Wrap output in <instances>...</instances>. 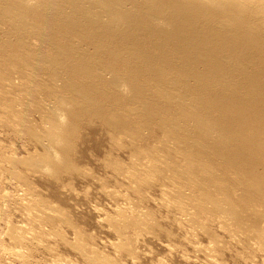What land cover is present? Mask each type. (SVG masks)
Wrapping results in <instances>:
<instances>
[{
  "label": "bare ground",
  "instance_id": "bare-ground-1",
  "mask_svg": "<svg viewBox=\"0 0 264 264\" xmlns=\"http://www.w3.org/2000/svg\"><path fill=\"white\" fill-rule=\"evenodd\" d=\"M2 1L0 123L30 143L0 141L2 172L24 190L5 203L27 223L0 209V261L26 263L29 242L51 236L83 264H145L142 245L175 234L165 218L213 264L227 250L264 264V0ZM100 132L111 147L90 151ZM73 179L112 201L95 221L113 254L72 217Z\"/></svg>",
  "mask_w": 264,
  "mask_h": 264
},
{
  "label": "rangeland",
  "instance_id": "rangeland-1",
  "mask_svg": "<svg viewBox=\"0 0 264 264\" xmlns=\"http://www.w3.org/2000/svg\"><path fill=\"white\" fill-rule=\"evenodd\" d=\"M2 0H0V2H1ZM254 1H256L257 3H254L253 4V2ZM253 2H252V7L250 6V8L252 9L253 8V6L255 5L256 6V4H259V2H258V0H254ZM3 2V1H2ZM253 15V14H252ZM254 17H256L255 15H253ZM260 16H258V18H259ZM3 22V20L1 19V16H0V26L3 28V26H2V22ZM2 28H0L1 30H0V32L2 33V31H3V29H5V25H4V28L2 29ZM49 51V50H48ZM28 57H30L29 55H28ZM0 99H1V96H0ZM123 107V106H122ZM1 109V108H0ZM127 109V108H126ZM123 110V109H122ZM128 110V109H127ZM91 132V131H90ZM10 135V136H9ZM97 137H99V142L100 143H104V145H102V146H98V147H96V145H94V141H96L94 138H93V140L90 142L91 144H93L94 146L92 147L91 146V144L90 143H88V147L90 148V151L93 149V150H95L96 152H98L99 151V153H101L102 151H106V150H108L109 149V145L111 144H109V141L108 140H106V136L105 135H103L102 134V132H100L98 135H97ZM0 141L1 142H3L2 144H6L7 146H13V149H15L16 150V152H22V153H24V151H23V149H22V146H24L25 144H27L28 145V143H30V142H27V140L25 139V138H23V137H19V136H16L14 133H13V130L12 129H10L9 127H7L6 125H4V124H1L0 123ZM12 143V144H11ZM114 143V142H113ZM5 145V146H6ZM15 145V146H14ZM90 145V146H89ZM112 145V144H111ZM111 145H110V147H111ZM107 147V148H106ZM117 147V146H116ZM97 150H96V149ZM101 148V149H100ZM105 149V150H103V149ZM18 149V150H17ZM3 164H4V162H3V157L0 155V169H1V171H0V209L1 208H3L4 206H5V210L7 209V211L9 212H11L10 213V217H11V215H12V217L11 218H13V220L12 221H14L15 223H18V224H22L23 222H25V224H27L26 223V221H24L25 219H22V218H24V217H22V215H21V210L20 209H18V207L17 208H15L14 206L15 205H13V208H12V205L10 204V207H9V205H8V203L6 204L5 203V201L6 202H8L9 200H11L13 197H15L16 196V198H18L19 196H17V193L19 194V195H24V190L23 189H21V187L19 186V185H17V183H16V181L14 180V178H12V177H10L8 174H4L2 171H4L5 169H4V166H3ZM87 167V166H86ZM88 168V167H87ZM89 168H91V169H94L93 168V166L92 165H89ZM9 177V178H8ZM34 177V178H33ZM32 178L34 179L33 181H35V185H36V188H37V190L44 196V197H46L47 199H50V200H52V201H54V202H57V201H55V199L54 198H52L51 197V195L50 194H48V193H50V191H49V189L47 188V186H45L44 184H42V182L39 180L40 178H37V176L35 177V176H33ZM90 178V177H89ZM10 179V180H9ZM14 181H13V180ZM75 180V181H74ZM86 180V181H85ZM11 181H13V182H11ZM74 181V182H73ZM79 181V182H78ZM84 182V183H82V182ZM78 180V179H73L72 181H70V182H73L70 186L69 185H67V186H69V187H66L67 189V191H68V189H73V188H76L77 187V189H76V191H78V192H76L77 193V199L79 198V201H81L80 199H83L84 200V198H87L88 196L91 198V199H93L94 201H92V202H94L93 204H96V211H95V214L94 213H92V211L94 212V210H93V208H92V211H89L91 208L89 207L88 209H87V207L89 206L88 204H86L85 203V201H84V203L86 204V205H83L84 203L81 201V203H79L80 205H75L74 204V202H72V205H73V207H74V211L73 212H75V213H73L72 214V217H75V218H77V220L76 221H79V222H82L83 224H84V226H85V228L87 229V231L89 232V233H92V237L93 236H95L94 238H93V242H95V243H97L98 244V248H100V250L101 251H103V249H101V248H104V250H106V251H110L112 254H113V248L111 249L110 248V246L108 245L109 244V240L110 241H117V239H116V237H115V234L114 233H111V231H109V229H107L106 227H103V226H101V225H97V222L95 221V218H96V220L98 219H102L104 216L102 215V214H104V212H107V210H111V205H112V201L109 199V198H107V195L106 196H104L105 194L104 193H102V192H104V191H101L102 190V187L100 188V186H101V183H99V182H97L96 183V185H98V184H100V186H96L95 185V182L94 183H92L93 181L91 180V181H88L87 179H84V180ZM86 182H88V187H86V185H84V184H87ZM92 183V186H94V187H91V184H89V183ZM81 185V186H80ZM90 185V186H89ZM84 186V187H83ZM9 190H8V189ZM43 188V189H42ZM96 188H98V189H96ZM41 189V190H40ZM64 190H65V188H64ZM89 190V191H88ZM92 190V191H91ZM43 191V192H42ZM79 191H80V194H82L83 195V197H82V195L80 196V194H79ZM47 192V193H46ZM81 192H83V193H81ZM85 192H88V196H86V194H85ZM2 193V194H1ZM5 193H7V194H5ZM16 193V194H15ZM44 193V194H43ZM91 193V194H90ZM96 195H95V194ZM84 194H85V196H84ZM1 195H5V197L3 198V199H1ZM7 195H9V196H7ZM98 195V196H97ZM94 196V197H93ZM134 197V196H133ZM10 198V199H9ZM72 201V200H71ZM101 202V203H100ZM5 203V205H3ZM105 203V204H104ZM99 204H101V205H99ZM99 205V206H98ZM103 205H104V207H103ZM85 206H87V207H85ZM95 206V205H94ZM94 206H91V207H94ZM98 206V207H97ZM7 207V208H6ZM85 207V208H84ZM71 208V207H70ZM70 208H68V210H69V213H72L71 211H70ZM100 208V209H99ZM77 210V213H76V210ZM104 209V210H103ZM17 210V211H16ZM86 210H88V211H86ZM20 212V213H19ZM79 212V213H78ZM84 212V213H83ZM100 212V213H99ZM86 213H89L88 215L86 214ZM80 214V215H79ZM87 215L86 217H88V218H90L89 220H87L86 218H85V220H84V217L82 218L81 216L82 215ZM95 215V216H93L92 217V215ZM98 214H99V217H98ZM71 215V214H70ZM75 215V216H74ZM90 215V216H89ZM78 216V217H77ZM92 219V220H91ZM20 220V221H19ZM84 220V221H83ZM22 222V223H21ZM86 222V223H85ZM89 222V223H88ZM92 222H93V224H92ZM96 222V223H95ZM161 222L165 225V224H168V225H165L166 227H172L174 230H175V234L172 236V237H165V236H160L161 238H160V240H158V239H156V240H154L155 238H151V242H149V246L148 247H146V249H145V246L144 245H142L141 247H142V249L140 248V250L142 251V252H140L142 255H144V254H146L147 253V255L148 254H150V255H148V256H143V260H145V261H147L148 260V262L147 263H145V264H153V262H151V261H149L151 258H150V256L151 255H155L156 254V252H157V256H160V257H158V259H161V262H163V264H213L212 263V261L210 260L211 258H210V256H211V254L209 253V252H207V251H205V250H203V251H196L195 249H193V247H192V245L189 243V241L187 242V240L186 239H184V238H186V236L184 237V235H187L185 232H186V230L184 231V230H179L177 227H175V226H173V224L171 225V224H169L170 222L167 220V219H165V218H163L162 220H161ZM99 223V222H98ZM24 224V223H23ZM22 224V225H23ZM45 224V223H44ZM87 224V225H86ZM49 224H45L44 226V229H46V230H51L50 228H51V226L49 225ZM93 225V226H92ZM6 226V221L5 220H3V219H1L0 220V227L1 228H4ZM42 226V225H41ZM49 227V228H48ZM63 227H65V226H63ZM48 228V229H47ZM99 228H101V229H99ZM68 228L67 227H65L64 228V232H66L65 234L67 235V237H68V235H70L69 236V238L70 239H73L74 238V234L71 232V231H69V230H67ZM178 229V230H177ZM108 230V231H107ZM184 231V232H183ZM70 232V233H69ZM72 234H73V236H72ZM99 234V235H98ZM199 234V235H198ZM114 236V237H113ZM49 237V236H48ZM182 237V238H181ZM184 237V238H183ZM206 236H202V234H200V231H199V233H197V241L200 243V244H202V246L203 245H207L208 246V244H209V240H208V238H205ZM115 238V239H114ZM200 241H199V240ZM153 240V241H152ZM163 240V241H162ZM49 243H48V242ZM56 241V242H55ZM108 242V243H106V242ZM44 242H46V243H44ZM44 242H43V244L42 243H37V241H34V242H29V244H28V249H26L27 250V253L30 255L29 257H28V259H27V261L28 262H26V263H21V261L20 260H18V259H15L14 260V258H12V257H10V255L9 254H7V256H5V259L4 260H2V261H0V264H55V260H54V258H55V255L57 256H59L60 255V257H62V258H65L66 260H70V261H72V262H77L76 264H78V263H80L81 262V258L78 256V253L75 251V250H73L71 247H68V246H66L65 244H63V243H60V241L58 240V238L56 239V237H49V238H46V240H44ZM90 242V241H89ZM36 243H37V245H36ZM94 243V244H95ZM105 243V244H104ZM180 243H182V244H180ZM188 243H189V245H188ZM97 244L95 245L96 247H97ZM108 246H107V245ZM46 245V246H45ZM106 245V246H105ZM173 245V246H172ZM101 246V247H100ZM185 246V247H184ZM46 247H50L49 249L48 248H46ZM106 247V248H105ZM149 247H153L152 248V250H150L151 248H149ZM239 247V246H238ZM176 248V249H175ZM31 249V250H30ZM33 249V250H32ZM97 249V248H96ZM145 249V250H144ZM155 249V250H154ZM158 249V250H157ZM34 250H36L35 252H34ZM43 250V251H42ZM62 250V251H61ZM97 250H99V249H97ZM99 250V251H100ZM153 250H154V252H153ZM31 251V252H30ZM47 251V252H46ZM145 251H146V253H145ZM151 251V252H150ZM177 251V252H176ZM181 251H183V252H181ZM186 251V252H185ZM144 252V253H143ZM186 254H185V253ZM229 252L230 253V251H224L223 253H218V255H219V257H218V255L217 254H215V257H216V259H217V261H218V264H251L250 262H242V261H238L237 262V260H236V258H234L233 257V255L230 253H227ZM155 253V254H154ZM55 254V255H54ZM158 254H160V255H158ZM224 254V255H223ZM165 255V256H164ZM183 255V256H182ZM184 255H185V257H184ZM187 255V256H186ZM222 255V256H221ZM33 256V257H32ZM156 256V255H155ZM156 256V257H157ZM231 256V257H230ZM32 257V258H31ZM141 257V256H140ZM68 258V259H67ZM80 258V259H79ZM126 258V257H125ZM146 258V259H145ZM169 258V259H168ZM183 258V259H182ZM184 258H186V259H184ZM210 258V259H209ZM219 258V259H218ZM233 258L236 260V261H234L233 260ZM173 259V260H172ZM225 259V260H224ZM12 260H14V261H12ZM31 260V261H30ZM77 260V261H76ZM183 260V261H182ZM220 260H221V262H220ZM257 260H258V258H257ZM128 262H124V260H123V264H129V263H131V261H130V259L129 260H127ZM130 261V262H129ZM165 261V262H164ZM187 261V262H186ZM195 261V262H194ZM30 262V263H29ZM159 262V261H158ZM63 264H65V262H62ZM80 264H83L82 262L80 263ZM132 264V263H131ZM162 264V263H161ZM214 264H217L216 262H214Z\"/></svg>",
  "mask_w": 264,
  "mask_h": 264
}]
</instances>
